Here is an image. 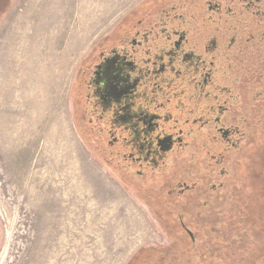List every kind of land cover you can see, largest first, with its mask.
Instances as JSON below:
<instances>
[{
  "label": "flooded vegetation",
  "instance_id": "1",
  "mask_svg": "<svg viewBox=\"0 0 264 264\" xmlns=\"http://www.w3.org/2000/svg\"><path fill=\"white\" fill-rule=\"evenodd\" d=\"M73 94L94 155L166 235L130 261L226 264L211 243L238 200L247 222L264 145V0H142L83 59Z\"/></svg>",
  "mask_w": 264,
  "mask_h": 264
},
{
  "label": "rangeland",
  "instance_id": "2",
  "mask_svg": "<svg viewBox=\"0 0 264 264\" xmlns=\"http://www.w3.org/2000/svg\"><path fill=\"white\" fill-rule=\"evenodd\" d=\"M141 1L0 0V264H140L145 254L130 259L166 245L156 211L82 136L73 94L83 59ZM260 150L244 207L259 231ZM239 221L227 224L242 229ZM255 240L244 259L264 264ZM211 245L226 264L244 260L227 244Z\"/></svg>",
  "mask_w": 264,
  "mask_h": 264
},
{
  "label": "trees",
  "instance_id": "3",
  "mask_svg": "<svg viewBox=\"0 0 264 264\" xmlns=\"http://www.w3.org/2000/svg\"><path fill=\"white\" fill-rule=\"evenodd\" d=\"M262 136H263V134H262ZM234 214L235 215H232L233 217H237V216L240 217L241 211L238 209V211L235 212ZM238 220H239V218H237V221ZM244 222L245 221H239L240 226L242 225V227H241L242 229H235L232 226L235 224L234 222H232L233 224H229V223L226 224L225 231L223 232V235H225V237H226V241H225V243H221V246H223L224 244H227L228 247L225 248V245H224V248L226 250L232 252V253L242 252L244 254L247 253L250 255L248 250L245 249L247 244L249 243L247 241V239L256 238L257 240H255L256 241L255 245L259 244L258 245L259 247H261V246L263 247V245H264V227L261 229V231H259V230H255L252 226H249L247 222H245V223ZM211 249H212L213 259L216 262H223V261H221L219 255H218L219 253H218L217 249L213 250L212 245H211ZM251 263H252V260L250 258L244 259V264H251Z\"/></svg>",
  "mask_w": 264,
  "mask_h": 264
},
{
  "label": "bare ground",
  "instance_id": "4",
  "mask_svg": "<svg viewBox=\"0 0 264 264\" xmlns=\"http://www.w3.org/2000/svg\"><path fill=\"white\" fill-rule=\"evenodd\" d=\"M19 87H20V85H19ZM19 87H18V88H19ZM31 93H32V92H31ZM6 135H7V134H6Z\"/></svg>",
  "mask_w": 264,
  "mask_h": 264
}]
</instances>
